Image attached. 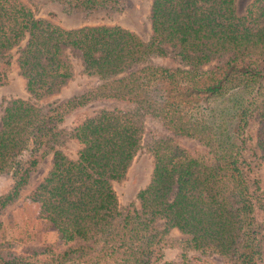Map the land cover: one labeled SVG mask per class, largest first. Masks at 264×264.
I'll list each match as a JSON object with an SVG mask.
<instances>
[{
	"label": "trees",
	"instance_id": "trees-1",
	"mask_svg": "<svg viewBox=\"0 0 264 264\" xmlns=\"http://www.w3.org/2000/svg\"><path fill=\"white\" fill-rule=\"evenodd\" d=\"M54 1L84 11L118 3ZM149 21L151 33L143 41L118 25L62 28L36 17L21 0H0V85L13 48L34 100L58 92L75 64L80 74L96 78L45 107L20 98L3 106L0 175L9 174L11 184L0 193V209L51 153L33 196L63 243L80 242L30 255L0 250V264H154L167 228L185 235L188 249L201 256L262 264L256 215L264 213L263 192L247 177L244 128L256 122L255 146L264 160V0H251L242 14L235 0H151ZM165 45L180 66L151 61L167 54ZM157 82L168 84V93L153 96ZM92 103L108 107L71 128L69 137L80 147L69 159L54 148L58 125ZM146 119L161 131L145 144L152 156L149 180L135 194L138 207L121 209L111 182L124 177L142 147ZM174 137L192 139L204 152L191 155ZM161 264L193 263L183 253L179 261Z\"/></svg>",
	"mask_w": 264,
	"mask_h": 264
},
{
	"label": "rangeland",
	"instance_id": "rangeland-1",
	"mask_svg": "<svg viewBox=\"0 0 264 264\" xmlns=\"http://www.w3.org/2000/svg\"><path fill=\"white\" fill-rule=\"evenodd\" d=\"M35 14L36 17L43 18L59 25L62 28H76L84 25H118L134 32L141 40L146 41L150 31V2L151 0H118L114 8H97L90 11L68 9L63 4L54 0H21ZM251 0H235L237 14H242L246 5ZM167 54L154 56L152 62L163 67L174 68L180 66L179 59L173 54L168 46ZM12 58L6 70V81L0 85V115L5 103L14 98L26 99L45 107L53 102L72 96L85 86L94 84L96 78L79 73V66L75 64V74L56 93L39 100H34L25 89V81L19 74V69L15 62V48L11 50ZM74 62H76L74 60ZM214 62L210 63L213 64ZM158 83V82H157ZM155 83L153 85V96L168 93V84ZM172 92V91H171ZM157 94V95H156ZM108 107L102 103H92L72 110L64 117L58 125L59 134L56 136L54 148L61 151L69 159L76 157V152L80 145L69 137L71 128L83 118L93 115L97 110ZM144 134L142 135V147L133 156L126 169L124 177L118 181H112L111 186L115 193L118 207L123 209L128 204L133 203L138 207L135 194L143 188L148 180L152 169V156L146 150V143L151 136H158L161 131L156 121L146 119L144 121ZM256 122L251 120L244 128V154L250 170L247 177L250 181L255 180L258 191L263 192L264 200V160L260 158L259 151L255 146ZM173 140L191 155L201 154L204 148L196 141L174 137ZM51 153L46 154L30 171L26 185L19 191L18 197L11 203L0 209V250L10 251L18 255H30L33 251H38L45 246H52L56 249H63L67 246L77 245L80 241L75 240L63 243L56 230L46 220L41 218V208L39 202L33 196L35 186L40 182L50 166ZM11 184L9 174L0 175V193L7 190ZM257 220L260 223V251L262 252V264H264V213L257 211ZM158 230L164 228L162 220H157ZM161 245V259L154 264L162 262H177L181 254L193 264H225L224 259H220L216 254L200 255L194 250H189L182 241L185 235L175 228H167L163 235ZM41 257L40 254L34 256Z\"/></svg>",
	"mask_w": 264,
	"mask_h": 264
}]
</instances>
